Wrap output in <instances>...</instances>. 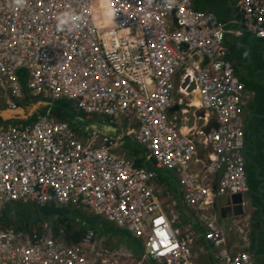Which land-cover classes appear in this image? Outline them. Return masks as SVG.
Instances as JSON below:
<instances>
[{
  "label": "built area",
  "instance_id": "2783aa9c",
  "mask_svg": "<svg viewBox=\"0 0 264 264\" xmlns=\"http://www.w3.org/2000/svg\"><path fill=\"white\" fill-rule=\"evenodd\" d=\"M237 2L247 31L264 38V0ZM65 13L75 19L58 29ZM225 33L214 14L195 10L191 0H0V105L66 98L75 112L120 126L115 138L84 139L49 114L0 125V203H73L141 239L142 259L194 264L193 231L174 228L161 212L163 184L175 178L179 201L202 207H215L224 194L229 201L240 194L244 207L248 190L236 109L242 85L227 58ZM196 73V89L219 123L200 142L193 126L189 131V114L168 115L175 81L196 83ZM123 138L143 146L146 159L170 176L160 180L154 168L115 152ZM199 145L205 152L197 168ZM50 226L38 222L31 234L0 228V264H90L94 239L104 244L92 230L78 242L55 238ZM102 244V262L123 264L120 256H132L125 246ZM214 258L228 264L222 249Z\"/></svg>",
  "mask_w": 264,
  "mask_h": 264
},
{
  "label": "crops",
  "instance_id": "0c3cea01",
  "mask_svg": "<svg viewBox=\"0 0 264 264\" xmlns=\"http://www.w3.org/2000/svg\"><path fill=\"white\" fill-rule=\"evenodd\" d=\"M192 1L194 5V0ZM226 2L229 6L230 15V18L225 20L230 21L225 36V43L229 47L228 59L232 64L235 75L244 84L241 115L245 125L246 163L254 165L248 171L249 175L252 173L251 179L261 181L264 178V168L260 162L256 161V156L261 157L264 149V38L254 37L245 32L237 35L236 32L241 29V15L237 11V0H226ZM178 79L175 81V95L177 99L182 97L183 102L179 103L178 106L176 105V108L172 109V111H179L181 114H185L184 116L189 114V118H186L189 124V131L192 132L193 126L195 140L199 142L198 131H203V128L207 125L206 121L209 123L210 121H215V118L209 110L195 107L196 105L193 106L194 103L199 102L200 98L196 83L190 81L188 77L183 79L182 82ZM255 86L258 88H255ZM179 87L185 88L187 95L179 92ZM257 100L261 101L259 105H256ZM41 105L44 106L45 103L37 101L32 111L39 112L38 108ZM85 121L93 122V119H86ZM91 133L102 134L96 131H89L87 134ZM127 142L138 145L142 149L139 156L143 155L145 160H147L143 146L131 141L129 138L123 139L124 144ZM198 147L200 156L197 155V168L205 152L200 145ZM207 148L209 149V147ZM124 149L127 150L125 147ZM148 161L154 162L152 158H149ZM173 181L176 184L177 192L174 191ZM261 188L263 190L259 195L255 193L257 186L255 190L253 189L255 191L254 194L249 193L250 188L245 192V213H243V208L241 213L235 215L232 208H229V205L226 204V201L229 200L226 195L220 196L215 201V207L210 209V215L226 236V247L229 254L234 256L240 251L249 252L252 255L254 264H264V185ZM163 190L168 194L164 202H161L164 210L170 214L171 209H176L181 220H189L193 224L195 237L192 240V244L194 245L195 264H216L214 258L215 249L206 239L208 229L201 221L202 216L198 212H193L183 202L179 201L178 186L175 178L172 177L169 183H164ZM254 196H257L259 200H256ZM259 211L262 213L260 214ZM257 212L258 215L255 214ZM245 224H249V227L245 228ZM118 244L123 245L121 243ZM131 251L136 255L139 254L132 249ZM260 260H263V262Z\"/></svg>",
  "mask_w": 264,
  "mask_h": 264
},
{
  "label": "trees",
  "instance_id": "16d2710c",
  "mask_svg": "<svg viewBox=\"0 0 264 264\" xmlns=\"http://www.w3.org/2000/svg\"><path fill=\"white\" fill-rule=\"evenodd\" d=\"M194 6L200 9L211 10L214 12L216 17L222 21L228 20V18H230L229 6L226 0H194ZM255 88L258 87L255 86ZM260 102L261 101L257 100L256 105H259ZM29 105H31L30 102L22 103L20 110H23L24 112L29 111ZM73 109L74 108L70 101L59 100L52 103L51 105H41L38 108L39 112L33 111L32 115L28 117H13L8 120L0 117V122L12 124L27 123L33 120L39 113L45 114V112H50L58 119L65 120L76 132L83 134L89 133V131H85L82 127V124L87 122L77 119V116H82L85 118V115L79 111L75 112ZM4 112L7 114H4ZM0 114L7 118L13 115L9 110H0ZM124 147L127 148L129 155L134 158L135 165L154 168L157 171L158 178L160 180L166 179L168 176H170L169 172L155 168L153 162L145 160L143 155L139 156L142 149L138 145L127 142L124 144ZM256 161L260 162L264 168V149L262 151L261 157L256 156ZM251 166L254 165L246 163L245 169L247 173V182L249 188L255 190L259 181H254L251 179L252 173L250 172L251 174L249 175L248 172ZM172 184L174 191L177 192L175 188V182L173 181ZM254 197L256 200H259L257 196ZM255 214L258 215V212ZM41 220L51 221L54 230H57L58 226L65 227L64 234L69 240H78L84 235L87 229H93L96 232H99L100 235L106 237L108 236V238L114 237L116 240H118V242L125 245L128 249H132L139 254L143 251L140 239L132 238L127 233V230H120L114 223L103 219L100 220L99 217L82 210L57 207L55 205L37 207L32 204H23L19 202L7 204L4 208H0V223L6 225L11 224L15 228L18 227L28 230L35 222H39ZM151 264L155 263L151 261Z\"/></svg>",
  "mask_w": 264,
  "mask_h": 264
},
{
  "label": "bare ground",
  "instance_id": "6f19581e",
  "mask_svg": "<svg viewBox=\"0 0 264 264\" xmlns=\"http://www.w3.org/2000/svg\"><path fill=\"white\" fill-rule=\"evenodd\" d=\"M191 2H192V6H193V8L195 9V10H199V9H196L195 7H194V5H193V1L191 0ZM238 3V2H237ZM199 11H204L205 12V10H199ZM237 11H238V13L241 15V29L239 30V31H237L236 33H237V35L238 34H241V33H250V34H252L254 37H258V38H261L260 36H258L257 34H256V31H255V33H251V32H248L247 31V28H246V25H245V23H244V19H243V17H242V14H243V12H244V10H243V8L240 6H238V4H237ZM206 12H211L212 14H214V12H212V11H206ZM215 15V14H214ZM216 16V15H215ZM217 18V17H216ZM218 19V18H217ZM219 20V19H218ZM222 24H223V26H224V28L226 29V33H227V31H228V26H229V23H230V21H222V20H219ZM233 22V21H232ZM226 33H225V36H226ZM223 44H224V46L226 47V49H227V58H228V55H229V47L226 45V43H225V37L223 38ZM229 60V59H228ZM175 76H176V78L179 76V73H176L175 74ZM194 76L196 77L195 78V80H196V86H197V88L200 90V88H199V86H198V84H197V81H198V79H199V76L197 75V73L196 74H194ZM237 77V76H236ZM238 78V77H237ZM239 79V78H238ZM239 83L242 85V95H241V97L239 98V104L236 106V109H238V114H240V131H241V136H240V146H239V149H240V157H241V169H242V175H243V178L247 181V173H246V169H245V167H246V146H245V142H244V135H245V133H244V129H245V125H244V121H243V117H242V115H241V105H242V97H243V91H244V84L241 82V81H239ZM240 90V86H237V91H239ZM175 90V89H174ZM175 93H176V90H175V92H174V95H175ZM200 95V94H199ZM194 96H196V95H194ZM235 96L237 97L238 96V93H236L235 94ZM175 97H176V95H175ZM39 99V100H42V101H45V105H47V104H49V105H51L52 103H54V102H57V101H59V100H68V101H70L71 102V100H69V99H66V98H61V99H57V100H51V99H48V98H37V97H32V98H28V97H25L24 99H23V101L22 102H20L19 103V106L17 107V108H15V109H11V108H9L8 106H6V105H0V110H10V111H18L19 113L18 114H14V115H12L11 117H9V118H7V117H4L3 115H1L0 114V117L1 118H3V119H5V120H8V119H10V118H13V117H20V116H26V117H28V116H30V115H32V113H33V111H32V107L30 108V110L29 111H27V112H24L23 110H20V107H21V104L22 103H27V102H31L32 101V99ZM42 103H44V102H42ZM72 103V106H73V101L71 102ZM178 106L179 105V102L177 101V97H176V101L168 108V115L171 117V118H174V117H176V116H179V111H172V108L174 107V106ZM196 105V106H195ZM193 106H195V107H201V108H204V109H206V110H209L210 112H212V114H213V116H214V118H215V121L213 120V123H214V126H211L210 128H209V130H208V132H205L204 131V129H205V127H207V125H208V121H206V124L207 125H205V127L203 128V131H198V134L197 135H199V138L201 137V134H203L204 136L205 135H207L208 133H210L212 130H215L216 128H217V126H218V121H217V119H216V117H215V113H214V110H213V108H211V107H207V106H205L204 104H203V102H202V97L200 96V98H199V102H197V103H194L193 104ZM74 107V106H73ZM20 110V111H19ZM79 112H81V111H79ZM81 113H83V112H81ZM46 114V113H45ZM84 114V113H83ZM85 115V114H84ZM227 118L229 119L230 118V116H227ZM85 120L86 119H93V121H95V117H88V116H86L85 115V118H84ZM84 120V121H85ZM32 121V120H31ZM31 121H29V122H31ZM62 121H64L75 133H77V134H79V135H81V136H85V138L84 139H87V138H89L90 136H92V135H96L97 137H96V139H98V138H100V137H102V136H104V135H106V136H109V137H111V138H115V135H116V133L118 132V135H119V133H120V126L118 125V128H117V124L116 123H114V122H109V123H107V122H104V123H107V124H109V125H112V126H114L115 128H116V131H115V133L114 134H98V133H91V134H83V133H78V132H76L65 120H62ZM96 121H98L99 122V120H96ZM106 121V120H105ZM29 122H27V123H29ZM230 122V121H229ZM24 123H19V124H12V123H1L0 122V125H2V126H14V125H23ZM228 132H226V134H225V140H228V134H227ZM195 134V133H194ZM124 139V138H123ZM123 139H122V145H121V147H115L114 148V151L115 152H119V153H121V152H125L126 154H127V156H129L130 158H132L128 153H127V150H125L124 149V143H123ZM199 142H200V140H199ZM222 153H226V148L225 149H223L219 154H222ZM196 158H197V155H196ZM132 160L134 161V159L132 158ZM138 166V165H137ZM150 168V167H149ZM221 169H222V166H221ZM203 170H205V169H203ZM247 186H248V182H247ZM248 190H249V186H248ZM248 190H246V191H248ZM245 191V192H246ZM225 195V194H224ZM223 196V195H222ZM17 202H19V203H23V204H32V205H34V206H37V207H42V206H46V205H49V206H51V205H55V206H57V207H64V208H70V209H75V210H82V211H85V212H87V213H89V214H92V215H94V216H97V217H99V219L101 220V219H103V220H106V219H104L103 217H101V216H99V215H96V214H93V213H91V212H93V211H91V210H88V209H86V210H88V211H86V210H84V209H81V208H78L75 204H73V203H68V204H65V205H62V206H60V205H57V204H55L54 202H51V203H44V204H35V203H32V202H22V201H8V202H4V203H0V208H4L7 204H13V203H17ZM211 202H212V198H211ZM227 202H228V204H229V208H232V206H233V203L231 202V201H229V200H227ZM185 203V202H184ZM186 204V206L187 207H189L193 212H198L199 214H201V216H202V222H203V224L206 226V228L208 229V232H207V234H206V239L208 240V242L209 243H211L212 244V246L214 247V249H215V251L216 250H218V249H222L223 251H225V253H226V255L228 256V261H227V263L228 264H254V262H253V258H252V255L249 253V252H245V251H240V252H238L236 255H234V256H232V255H230L229 254V252H228V250H227V247H226V244H227V239H226V236H225V234H224V232L219 228V226L217 225V223L214 221V218L210 215V209L212 208L211 206H205V207H202V206H199L198 204H196L195 206H191V205H189V204H187V203H185ZM161 206H162V211L161 212H163V213H165L166 214V217H167V219H170V220H172V226L175 228H183V227H188V228H190L192 231H193V236H192V240H193V238L195 237V230H194V227H193V224L189 221V220H181L180 219V215H179V213H178V211L176 210V209H171V212H170V214H168L165 210H164V207H163V205H162V203H161ZM226 206V205H225ZM169 211H170V209H169ZM242 211H243V209H242ZM241 211V212H242ZM241 212H235V211H233V213L235 214V215H237V214H239V213H241ZM204 219H205V222H204ZM110 222V221H109ZM113 223V222H112ZM115 224V223H114ZM11 225V224H10ZM116 225V224H115ZM7 226H9V225H6V226H0V228H3V227H7ZM118 228H120V229H122V230H126L125 228H123L120 224L119 225H116ZM51 227V226H50ZM249 227V224H245V228H248ZM16 229H18V230H21V232H28L27 234H31L32 232L30 231V230H25V229H22V228H16ZM64 230H65V227H63V226H58V228H57V230H54L53 229V227H51V231H52V235L55 237V238H61V239H65L66 241H70V242H78V241H80L81 240V237L78 239V240H69V239H67L66 237H65V234H64ZM87 230H92L93 232H94V234H95V237H97L98 239H101V238H103L104 239V241H103V243L104 244H102V246H105L107 249H109V245H107V243H106V241H107V237L106 236H103V235H100V233L99 232H96L95 230H93V229H87ZM87 230L85 231V233L84 234H86V232H87ZM217 233H219V236H218V240H220V244L218 245L217 243H216V240L214 239V237H215V235L217 234ZM208 235H209V237H208ZM174 239H177V236L175 235L174 236ZM106 240V241H105ZM116 240V239H115ZM117 242L116 243H118V240H116ZM140 241H141V243H142V240L140 239ZM120 243V242H119ZM100 242H98L96 239H94V243L92 244L93 245V248H91V252H90V259H91V262H90V264H108V263H105V262H102L101 261V257H100V255H99V252H100V250H99V247H100ZM121 246V245H120ZM143 247V246H142ZM128 249V248H127ZM143 249H144V247H143ZM145 251V249L136 257V255L134 254V252H132V251H130L131 252V255L132 256H124V255H122V256H120V262L121 261H123V260H127V261H130V260H133V263L132 264H136V263H138V262H140L141 264H146V262H148L149 264H151V261H153L155 264H164V262L163 261H160V260H158V259H149V260H146V259H142V254H143V252ZM156 258H159V257H156ZM192 260H193V262H194V255L192 254ZM216 261V260H215ZM124 264H126V261H124L123 262ZM194 264H195V262H194ZM216 264H225V261L223 262V261H221V262H219V261H216Z\"/></svg>",
  "mask_w": 264,
  "mask_h": 264
},
{
  "label": "water",
  "instance_id": "95a60500",
  "mask_svg": "<svg viewBox=\"0 0 264 264\" xmlns=\"http://www.w3.org/2000/svg\"><path fill=\"white\" fill-rule=\"evenodd\" d=\"M231 11H232V9H231ZM33 108L34 107H32V110H33ZM175 108H176V106H174L172 109H175ZM77 119L80 121H84V118L82 116H77ZM211 126H214L213 121H210L208 123V125H207V127H205L204 131L208 132V130ZM82 127L85 131H96V132H99L102 134H114L116 131V128L114 126L109 125V124L104 123V122H98V121L84 123V124H82ZM262 184H264V181L258 185L256 192L253 189H250L249 193L254 194V192H255V193H257V195H259V193L263 190L261 188ZM231 201L233 203L232 210L235 212H241L243 209V207H242V196L240 194L232 195ZM259 212H260V214L262 213L261 211H259Z\"/></svg>",
  "mask_w": 264,
  "mask_h": 264
},
{
  "label": "rangeland",
  "instance_id": "374dc122",
  "mask_svg": "<svg viewBox=\"0 0 264 264\" xmlns=\"http://www.w3.org/2000/svg\"><path fill=\"white\" fill-rule=\"evenodd\" d=\"M37 101H42V100H39V99H33L30 103H31V105H29V108H31L32 106H34L35 104H36V102ZM42 102H44L45 103V101H42ZM47 105H49V104H47ZM46 105V106H47ZM6 110V109H5ZM4 110V111H5ZM10 111V110H9ZM10 113H12L13 115L14 114H18L19 112L18 111H10ZM46 114H49V115H51V116H53V117H55L53 114H51L50 112H45ZM4 114H7L6 112H4ZM55 118H57V117H55ZM160 190H161V188H160ZM41 221H46L47 222V220H41ZM41 221H39V222H41ZM36 223H38V222H35L34 224H33V226L32 227H30L28 230H30V231H32L34 228H35V225H36ZM0 226H6V224H2V223H0ZM24 229V228H23ZM25 230H27V229H25ZM106 241V240H105ZM117 241L115 240V238L113 237V238H110V239H107V241H106V243H107V245H113V246H118V245H120V244H118V243H116ZM121 246H123V245H121ZM138 256V255H137ZM136 256V257H137ZM124 261H126V264H132L133 263V260H130V261H127V260H123V261H121L122 263L124 262ZM124 264V263H123Z\"/></svg>",
  "mask_w": 264,
  "mask_h": 264
},
{
  "label": "clouds",
  "instance_id": "9594fccd",
  "mask_svg": "<svg viewBox=\"0 0 264 264\" xmlns=\"http://www.w3.org/2000/svg\"><path fill=\"white\" fill-rule=\"evenodd\" d=\"M108 16H109V18H111L112 13L109 12V13H108ZM57 19H58V21L60 22L59 24H57V28L59 29L60 24H62V23H66L68 20H70V19H75V18L71 17V15H70L69 13H65L64 15L58 17ZM245 204H246V202H245ZM242 207H243V206H242ZM244 207H245V206H244ZM244 207H243V208H244Z\"/></svg>",
  "mask_w": 264,
  "mask_h": 264
},
{
  "label": "flooded vegetation",
  "instance_id": "af4514ba",
  "mask_svg": "<svg viewBox=\"0 0 264 264\" xmlns=\"http://www.w3.org/2000/svg\"><path fill=\"white\" fill-rule=\"evenodd\" d=\"M263 181H264V178H263L261 181H259V184H260L261 182H263ZM259 184H258V185H259ZM258 185H257V188H258ZM263 185H264V184H262L261 187H262ZM260 261L263 262V260H260Z\"/></svg>",
  "mask_w": 264,
  "mask_h": 264
}]
</instances>
